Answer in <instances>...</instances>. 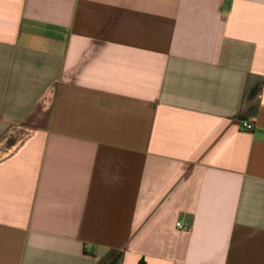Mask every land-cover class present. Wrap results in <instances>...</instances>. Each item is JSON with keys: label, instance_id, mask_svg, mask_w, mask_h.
Listing matches in <instances>:
<instances>
[{"label": "crops", "instance_id": "1", "mask_svg": "<svg viewBox=\"0 0 264 264\" xmlns=\"http://www.w3.org/2000/svg\"><path fill=\"white\" fill-rule=\"evenodd\" d=\"M0 264H264V0H0Z\"/></svg>", "mask_w": 264, "mask_h": 264}, {"label": "built area", "instance_id": "2", "mask_svg": "<svg viewBox=\"0 0 264 264\" xmlns=\"http://www.w3.org/2000/svg\"><path fill=\"white\" fill-rule=\"evenodd\" d=\"M241 130L245 132H252L254 130V124L250 121H245L242 123ZM180 229H185L182 224L177 225ZM189 230V228H188Z\"/></svg>", "mask_w": 264, "mask_h": 264}]
</instances>
